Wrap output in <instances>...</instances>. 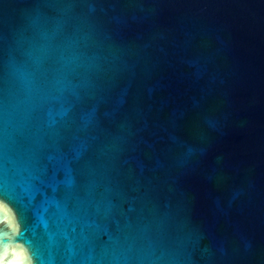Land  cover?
Segmentation results:
<instances>
[{
  "label": "water",
  "instance_id": "1",
  "mask_svg": "<svg viewBox=\"0 0 264 264\" xmlns=\"http://www.w3.org/2000/svg\"><path fill=\"white\" fill-rule=\"evenodd\" d=\"M0 264H264V0H0Z\"/></svg>",
  "mask_w": 264,
  "mask_h": 264
}]
</instances>
